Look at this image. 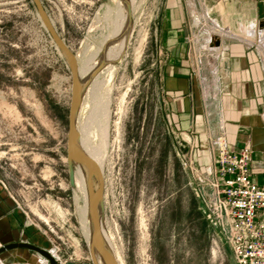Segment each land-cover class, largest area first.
<instances>
[{
	"label": "rangeland",
	"instance_id": "rangeland-1",
	"mask_svg": "<svg viewBox=\"0 0 264 264\" xmlns=\"http://www.w3.org/2000/svg\"><path fill=\"white\" fill-rule=\"evenodd\" d=\"M41 1L75 55L95 53L112 0ZM263 1L205 0L202 17L210 30L217 25L216 9L230 7L244 17L252 6V53L264 69ZM164 2L135 0L130 45L112 66V79H100L94 104L108 103L109 130L100 129L98 113L90 137L103 169L104 232L125 264H237L208 204V177L195 155L201 143L172 133L160 109L154 38ZM71 99L69 63L32 1L0 0V181L63 264H93L69 180ZM26 264L41 263L35 256Z\"/></svg>",
	"mask_w": 264,
	"mask_h": 264
},
{
	"label": "crops",
	"instance_id": "crops-1",
	"mask_svg": "<svg viewBox=\"0 0 264 264\" xmlns=\"http://www.w3.org/2000/svg\"><path fill=\"white\" fill-rule=\"evenodd\" d=\"M204 1L165 0L160 9L153 66L163 119L172 133L201 143L195 155L202 171L217 142L232 152L250 144L251 179L264 185V69L252 53V6L244 17L230 7L216 9L217 25L208 30ZM209 31L219 36V47H205ZM7 191L0 181V246L26 241L49 251L50 240ZM35 256L42 264L27 249L10 250L0 260L26 264Z\"/></svg>",
	"mask_w": 264,
	"mask_h": 264
},
{
	"label": "bare ground",
	"instance_id": "bare-ground-1",
	"mask_svg": "<svg viewBox=\"0 0 264 264\" xmlns=\"http://www.w3.org/2000/svg\"><path fill=\"white\" fill-rule=\"evenodd\" d=\"M134 2L135 0H112V4H106V11L104 15L105 18H103L106 22L105 33L101 34L103 37L99 42V47L96 48L94 54H91L87 50H83L81 54L75 55L78 65L80 84L82 88L88 85V89L84 94L85 96L81 98L78 116L76 118V129L79 135L78 146L98 164L102 178L103 169L98 163L99 154L96 151V147L93 145L94 143L91 142L90 137L94 125H92L90 122H92V120L99 113L101 114L99 119L100 129L104 131L109 130L110 111L108 103H105L103 106L101 104V107L99 108L98 106H95L94 103L96 100H98V90L101 85H103L102 81L100 80L102 79L101 77L103 75H108L109 79H112V66H116V63L120 61L121 57H123V52H125L130 45L131 36L129 37V32L131 28ZM128 5L131 8V15L128 10ZM216 37L219 36L209 31V37L205 47L208 49H213L210 47V43L212 41L214 42ZM96 184V179L90 178L89 170L86 166H75V183L72 185V188L75 192L74 208L81 234L86 240L88 246L91 244L92 240V223L90 222L89 200L93 190L92 187H95ZM80 201H83V203H80ZM36 213L39 214L40 218L42 219V215L38 211H36ZM100 218L102 221L101 215ZM101 223L102 236H104V240L107 244H109L110 248V239L107 235H105L103 221ZM113 254L117 263L125 264L120 254H117L115 251H113ZM91 258L92 261L94 259L96 264H103L101 256L98 252H94L93 256L91 255ZM40 260L42 261V264H47V262L44 261V258Z\"/></svg>",
	"mask_w": 264,
	"mask_h": 264
},
{
	"label": "built area",
	"instance_id": "built-area-1",
	"mask_svg": "<svg viewBox=\"0 0 264 264\" xmlns=\"http://www.w3.org/2000/svg\"><path fill=\"white\" fill-rule=\"evenodd\" d=\"M215 146L205 170L210 209L227 233L237 264H264V185L251 179L253 149L246 144L232 152L224 141ZM49 251L63 264L56 251Z\"/></svg>",
	"mask_w": 264,
	"mask_h": 264
},
{
	"label": "water",
	"instance_id": "water-1",
	"mask_svg": "<svg viewBox=\"0 0 264 264\" xmlns=\"http://www.w3.org/2000/svg\"><path fill=\"white\" fill-rule=\"evenodd\" d=\"M35 6L40 20L42 21L44 27L50 34L54 43L61 51V53L67 59L71 74H72V99L69 111V132L67 141V163L69 171L70 185L75 183V166L84 165L89 170L90 178H95L97 181L96 186L92 187V193L89 200L90 208V222L92 223V240L91 244L88 246L91 255L94 252H98L101 256L103 264H119L117 263L113 251L109 248V245L105 242L104 236H102L101 228V218L102 212L104 211V180L101 175L100 168L98 164L89 157L79 146H78V131L76 129V118L78 116V111L80 107V102L82 98V86L80 84L78 76V65L76 61V56L70 47L66 44L64 39L60 36L52 23V20L48 16L45 7L41 0H31ZM259 7V18H260V28L264 29V1L258 5ZM128 10L131 15V8L128 5ZM220 39L216 37L214 42L210 43L211 48L219 47ZM22 250L27 249L36 253V255L46 259L49 264H60L53 254L38 246L37 244H32L30 242H13L0 247V256L5 254L10 250ZM93 264L96 262L93 259Z\"/></svg>",
	"mask_w": 264,
	"mask_h": 264
},
{
	"label": "flooded vegetation",
	"instance_id": "flooded-vegetation-1",
	"mask_svg": "<svg viewBox=\"0 0 264 264\" xmlns=\"http://www.w3.org/2000/svg\"><path fill=\"white\" fill-rule=\"evenodd\" d=\"M26 242V241H25Z\"/></svg>",
	"mask_w": 264,
	"mask_h": 264
}]
</instances>
